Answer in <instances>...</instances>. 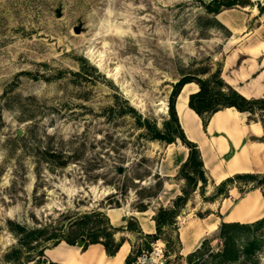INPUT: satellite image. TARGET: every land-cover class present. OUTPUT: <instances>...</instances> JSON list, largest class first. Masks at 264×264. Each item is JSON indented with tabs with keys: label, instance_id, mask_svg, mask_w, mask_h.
<instances>
[{
	"label": "rangeland",
	"instance_id": "374dc122",
	"mask_svg": "<svg viewBox=\"0 0 264 264\" xmlns=\"http://www.w3.org/2000/svg\"><path fill=\"white\" fill-rule=\"evenodd\" d=\"M224 1L0 0V264H49L45 250L54 247L40 256L32 242L12 259L18 239L11 222L59 231L78 212L172 205L187 183L178 169L159 175L172 151L150 138L127 103L165 130L168 99L182 76L208 78L226 57H244L264 39V0ZM216 6L218 13L209 9ZM250 118L264 120V108ZM258 175L228 182L234 193L226 197L208 178L175 225L147 238L149 249L158 240L174 264H216L210 253L222 248L223 213L260 190ZM189 217L217 224L191 257L180 255L178 237ZM257 234L256 257L229 264H264V226Z\"/></svg>",
	"mask_w": 264,
	"mask_h": 264
},
{
	"label": "crops",
	"instance_id": "0c3cea01",
	"mask_svg": "<svg viewBox=\"0 0 264 264\" xmlns=\"http://www.w3.org/2000/svg\"><path fill=\"white\" fill-rule=\"evenodd\" d=\"M242 55L244 57L228 56L223 60L220 69L221 78L245 98H264V39L247 46ZM185 86L188 88L184 102H181V108H179V97ZM198 90L199 86L194 81L187 82L181 87L175 101L176 113L186 137L196 143L201 153L208 178L218 185L226 178L236 174L264 173V138L262 137L264 127L259 119H251L250 112L226 107L211 114L206 125L203 126L199 115L188 106L189 95ZM166 145L167 149L172 151L170 154L172 158L168 162V168H165V165L161 166L159 175L175 176L176 170H179L181 164L188 157V148L179 139L166 143ZM199 185H201L200 182L198 187ZM163 188H165V183L162 184ZM182 188L183 185L175 191L171 204L181 194ZM162 189L160 190L162 191ZM256 189L240 196L223 213L221 221L248 223L261 218L264 215V198L261 191ZM231 192L234 193V189L228 191L229 195ZM228 198H224V200ZM247 200L261 205V213L252 219L246 218V215L252 211H244L243 218L233 217L232 214L236 210L242 209V205ZM103 211L113 226L122 229L114 234L116 240L123 238L114 255H107L104 246L100 243H91L83 249L79 245L60 242L45 250L46 257L57 264H124L128 263V259L136 250L142 249L144 243H148L146 235L156 232L153 216L157 210L126 211L124 208L116 207L106 208ZM200 221L198 217H189L178 230L181 243L180 255H188L196 251L204 241V239L202 240L203 235L213 232L217 227L215 221H206L203 224ZM129 223L133 227L131 230H127ZM62 253L68 256H62ZM183 264H187L186 261H183Z\"/></svg>",
	"mask_w": 264,
	"mask_h": 264
},
{
	"label": "trees",
	"instance_id": "16d2710c",
	"mask_svg": "<svg viewBox=\"0 0 264 264\" xmlns=\"http://www.w3.org/2000/svg\"><path fill=\"white\" fill-rule=\"evenodd\" d=\"M235 4V0H225L221 6L231 7ZM213 12L218 13L219 6L213 9ZM261 10L264 7H260ZM194 81L198 84L199 90L191 93L188 99V106L193 109L201 118L203 126L206 125L207 120L211 114L226 107H234L239 111L250 112L256 114V110L264 108V98H245L238 93L231 86L226 84L220 76V68L212 76L208 78H200L191 75L182 76L174 85L172 92L168 99V115L169 120L166 122L165 130H161L146 117H143L138 111L127 103V109L136 115L138 124L144 125L150 131L151 139H160L166 143L174 142L179 139L183 145L188 148V157L181 164L178 170L179 178L186 181L187 186L181 189V194L178 195L169 207L161 206L157 209L153 220L156 225V232L154 234H147L146 237L155 240L160 238L165 227L175 225L176 218L179 215L180 209L187 203L190 194L196 190L199 185L201 191L205 189L208 183V176L204 168L201 153L196 143L190 141L184 131L182 130L178 116L175 109L176 97L181 87L187 83ZM264 127L263 118H259ZM242 176H254V174H236L228 177L216 186V195L223 197L228 196L227 183L234 178ZM257 186L264 197V175L257 176ZM162 183H159L161 189ZM147 207L141 205L138 210H145ZM12 229L16 232L18 244L14 246L12 252V259H19L22 253L21 247L31 245L37 251L38 255H44V248L55 246L64 241L70 245H79L83 249L91 243H100L104 246L107 255H114L120 247L123 238L116 240L114 234L122 229L113 226L107 215L103 210L93 209L88 212L75 213L67 222L62 230H48L46 226L27 227L24 224L11 222ZM264 226V217H261L253 222H224L221 221L219 225L218 237L222 242V248L219 252H211L210 255L215 258L216 264H229L235 262L240 258L252 261L261 247L262 240L259 238L257 231ZM77 227V230L73 229ZM71 228V229H70ZM133 229L132 224L129 223L127 230ZM245 234L244 241L241 245L237 244V236ZM205 241V240H204ZM204 241L201 245L204 244ZM168 242V240H166ZM41 245V246H40ZM240 246V248H239ZM43 247V248H42ZM149 249V244L145 245ZM141 249V248H140ZM139 249V250H140ZM144 249V248H143ZM136 250V251H139ZM135 251V252H136ZM134 252V253H135ZM198 249L190 254L189 257L196 254ZM132 259L130 257L128 262ZM49 264H57L55 262H48Z\"/></svg>",
	"mask_w": 264,
	"mask_h": 264
},
{
	"label": "built area",
	"instance_id": "2783aa9c",
	"mask_svg": "<svg viewBox=\"0 0 264 264\" xmlns=\"http://www.w3.org/2000/svg\"><path fill=\"white\" fill-rule=\"evenodd\" d=\"M124 264H174L168 259V250L164 243H151L150 249H140L132 255V259Z\"/></svg>",
	"mask_w": 264,
	"mask_h": 264
},
{
	"label": "bare ground",
	"instance_id": "6f19581e",
	"mask_svg": "<svg viewBox=\"0 0 264 264\" xmlns=\"http://www.w3.org/2000/svg\"><path fill=\"white\" fill-rule=\"evenodd\" d=\"M187 88L188 87H184L181 91V94H180V97H179V103H178V106L179 108H181V102H184V98H185V94H186V91H187ZM236 170V169H235ZM257 190V189H256ZM242 209H238L236 210L232 216L233 217H237V218H243V212L244 211H252L251 213H249L248 215H246V218H249V219H252L254 217H256L257 215H259L262 211V207L261 205H258L257 202H251L249 200L245 201L244 205H242L241 207ZM211 226V225H210ZM63 255L62 256H68L67 254L65 253H62Z\"/></svg>",
	"mask_w": 264,
	"mask_h": 264
},
{
	"label": "water",
	"instance_id": "95a60500",
	"mask_svg": "<svg viewBox=\"0 0 264 264\" xmlns=\"http://www.w3.org/2000/svg\"><path fill=\"white\" fill-rule=\"evenodd\" d=\"M251 4V6H254L252 3H250ZM74 31L75 32H78L79 30H78V28H74ZM180 92V91H179ZM179 94V93H178ZM178 96V95H177ZM175 109H176V102H175ZM18 134H20V131H18Z\"/></svg>",
	"mask_w": 264,
	"mask_h": 264
}]
</instances>
